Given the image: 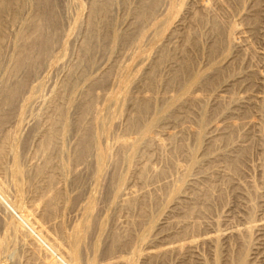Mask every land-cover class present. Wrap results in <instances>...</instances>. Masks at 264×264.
I'll list each match as a JSON object with an SVG mask.
<instances>
[{"label": "bare ground", "instance_id": "1", "mask_svg": "<svg viewBox=\"0 0 264 264\" xmlns=\"http://www.w3.org/2000/svg\"><path fill=\"white\" fill-rule=\"evenodd\" d=\"M207 1L0 0V262L264 264V0Z\"/></svg>", "mask_w": 264, "mask_h": 264}, {"label": "rangeland", "instance_id": "2", "mask_svg": "<svg viewBox=\"0 0 264 264\" xmlns=\"http://www.w3.org/2000/svg\"><path fill=\"white\" fill-rule=\"evenodd\" d=\"M134 1V0H133ZM133 1L132 0H130V2L131 3H133ZM230 2V8H229V10L232 12V13H234L235 12V10L236 9H238L237 8V6L234 4V2L233 1H229ZM201 3L202 4H207L208 3V1L207 0H201ZM233 3V4H232ZM257 5L259 4V1L256 3ZM232 5V6H231ZM67 10V11H66ZM65 12H64V14L66 15V16H64L65 17V20H66V30L67 29H69V24H68V22H69V19H71V18H73V17H75V14H76V12H75V10H74V8H72V7H67V8H65V10H64ZM68 12V13H67ZM123 12L124 11H121L120 12V17H123ZM73 16V17H72ZM68 18V19H67ZM120 19H122V18H120ZM253 20H254V18H253ZM256 20L257 21H260L261 22V20H262V16L261 15H259V17H257L256 18ZM74 27V25H72L71 26V28H72V31H71V36H70V38H69V40L66 42V44H67V47H68V50L66 51V52H70L71 50L73 51V50H75V51H77L76 49L78 48V46H79V44L78 43H74V37H75V35H77V30L75 29V28H73ZM73 30H75V31H73ZM75 34V35H74ZM205 37H206V35H204L202 38H203V42L205 41ZM252 44H254V50L256 51V52H258V51H260V49H261V43L257 40V39H254V38H252ZM74 44H75V46H74ZM74 48V49H73ZM58 51H60L59 49H58ZM57 51V52H58ZM74 52V51H73ZM202 59V58H201ZM256 62V61H255ZM254 62V63H255ZM45 67H46V69H45ZM44 67V69H42L41 71H40V73H39V76H37V79H36V81H35V83H37V81L39 82V80L40 81H43L44 82V84H45V86H47L49 83L48 82H50L51 80L52 81H56L57 79H60L61 77H63L62 76V74L64 75V72H65V70L63 69H58L59 71H57V68L55 67H47V66H45ZM56 71L57 72H59V73H56ZM43 72H46V73H43ZM60 72H61V74H60ZM57 76H56V75ZM42 75V76H41ZM53 76V77H52ZM61 76V77H60ZM39 77H40V79H39ZM42 77H43V79H42ZM52 77V78H51ZM47 80V81H46ZM49 80V81H48ZM47 83V84H46ZM20 151H21V148H20ZM253 155H255V152L253 153ZM253 175H252V177H254L253 179H258L259 177L257 176V174L256 173H252ZM225 191H224V196H223V200L222 199H216L215 200V205L213 206L214 208V210L212 209V211H214V216L217 218L218 217V215L219 216H221L222 218H224V219H226V218H231L232 217V220H234L235 221V214H238V213H240V212H242V210H241V208L238 206V202L240 201V199L241 198H239V197H237L236 195H235V193H234V191L231 189V188H228L227 186L225 187ZM227 189H229V190H227ZM256 200V199H255ZM253 201V202H255L254 203V208L256 207L257 209H258V207L257 206H259L260 205V200H259V205H257L258 203H256V202H258V200H256V201ZM259 208H260V206H259ZM233 212V213H232ZM226 214V215H225ZM231 216H230V215ZM233 214H234V217H233ZM243 214V213H242ZM225 215V216H224ZM224 216V217H223ZM227 216V217H226ZM209 219H207V221H208ZM68 221V220H67ZM209 222H210V220H209ZM233 247H234V245H232ZM234 250H236V248L234 247V248H232V252L234 253L235 251ZM171 263H174V262H171ZM171 263H169V264H171ZM0 264H10L9 262H7V261H1L0 262ZM191 264H197V263H195V261H192L191 262Z\"/></svg>", "mask_w": 264, "mask_h": 264}]
</instances>
